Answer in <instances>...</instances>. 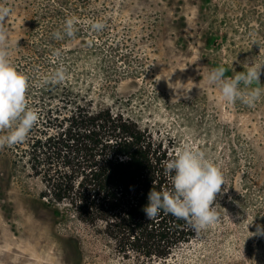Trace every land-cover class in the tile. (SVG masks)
Here are the masks:
<instances>
[{
	"label": "rangeland",
	"instance_id": "374dc122",
	"mask_svg": "<svg viewBox=\"0 0 264 264\" xmlns=\"http://www.w3.org/2000/svg\"><path fill=\"white\" fill-rule=\"evenodd\" d=\"M0 7L11 10L0 46L15 70L28 78L37 67L46 78L63 65V83L95 109L124 113L175 151H204L226 183L214 201L217 223L166 261L138 262L74 217L43 214L42 183L19 164V144L0 146V264H264V235H256L264 226V95L252 106L228 104L207 81L212 68L232 78L255 59L261 84L253 86L264 88V0H0ZM68 18L74 36L54 39ZM96 21L105 25L98 32Z\"/></svg>",
	"mask_w": 264,
	"mask_h": 264
},
{
	"label": "trees",
	"instance_id": "16d2710c",
	"mask_svg": "<svg viewBox=\"0 0 264 264\" xmlns=\"http://www.w3.org/2000/svg\"><path fill=\"white\" fill-rule=\"evenodd\" d=\"M28 77V106L39 119L19 143V164L39 179L37 204L55 218L74 217L124 259L166 261L197 236L183 220L142 211L151 188H171L162 162L174 145L112 108L95 109L67 83Z\"/></svg>",
	"mask_w": 264,
	"mask_h": 264
},
{
	"label": "clouds",
	"instance_id": "9594fccd",
	"mask_svg": "<svg viewBox=\"0 0 264 264\" xmlns=\"http://www.w3.org/2000/svg\"><path fill=\"white\" fill-rule=\"evenodd\" d=\"M10 11L8 7H0V44L8 37V31L2 25ZM104 26L96 21L91 24V29L98 32ZM52 36L57 40L65 36L73 37V19H66L63 31L56 30ZM54 55L59 56V50ZM242 66L244 71L237 72L232 78L225 76L224 67L212 68L207 74V81L220 88L224 102L232 104L240 100L252 106L264 95V88L253 86L261 84V69L255 67V59L251 64L245 61ZM66 78V70L60 65L45 78V82L56 85ZM27 89L28 78L15 70L8 59L7 49L0 46V130H7L6 134L0 135V146L22 143L39 119L37 110L28 106ZM162 165L165 175L170 177L171 188H151L142 211L148 220L156 218L161 211L183 219L199 236L202 230L218 222L214 201L217 193L221 192V186L226 184L222 171L204 151L189 146L177 148L173 158L163 161ZM256 228V235H264V226L257 225Z\"/></svg>",
	"mask_w": 264,
	"mask_h": 264
}]
</instances>
